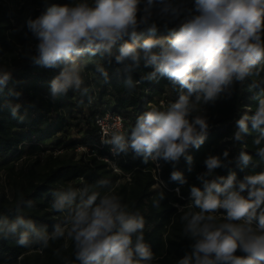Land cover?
I'll use <instances>...</instances> for the list:
<instances>
[{
  "label": "clouds",
  "instance_id": "clouds-1",
  "mask_svg": "<svg viewBox=\"0 0 264 264\" xmlns=\"http://www.w3.org/2000/svg\"><path fill=\"white\" fill-rule=\"evenodd\" d=\"M23 27L25 39L35 41L24 58L39 67L59 69L50 81L53 101L69 90L88 95L83 78L86 58L105 84L110 83L108 68L115 64V73L129 90L158 78L178 86V99L166 109L150 107L136 118L130 133L114 131L106 141L114 155L131 150L145 163L163 160L175 168L184 157L191 165L188 150L203 145L210 127L202 105L230 95L235 83L251 78L250 89H259L258 103L253 114L249 108L235 121L231 139L242 141L251 124L258 133L255 153L264 163V0L46 2ZM161 31L166 34L158 35ZM141 64L152 71L135 80L132 74ZM12 82V71L0 68V91L8 89L0 109L7 108L14 119L23 121L21 93L9 87ZM245 149L236 158L241 170L253 162ZM231 163L228 150L208 155L206 171L197 176L202 188L190 186L189 203L178 206L183 234L191 244L176 264H264V171L242 179L234 171L215 174ZM170 179L187 183L178 170ZM52 195L51 208L62 220L51 232L28 217L26 210L34 205L27 200L11 219L0 215V240L41 249L70 240L74 260L65 257L64 264H152L155 257L145 241L144 216L122 203L109 181L68 185ZM157 195L152 203L159 208L164 193Z\"/></svg>",
  "mask_w": 264,
  "mask_h": 264
},
{
  "label": "trees",
  "instance_id": "trees-1",
  "mask_svg": "<svg viewBox=\"0 0 264 264\" xmlns=\"http://www.w3.org/2000/svg\"><path fill=\"white\" fill-rule=\"evenodd\" d=\"M10 0H0V68L12 71L14 87L21 93L20 115L23 121L14 119L7 108L0 109V215L10 219L21 201H33V207L26 210L29 218L38 226H52L62 220V216L51 208L53 193L68 185L80 187L95 184L105 179L113 190L128 205L130 210H138L145 218V241L150 245L155 259L152 264H176L189 251L191 240L184 236L178 206L189 203L190 186L202 188L198 174L206 171L204 160L208 155H222L229 151L232 161L228 168L216 169L215 174L227 176L236 172L242 179L246 174L264 171L255 153L253 140L258 133L249 124V133L242 141H233L235 121L249 108L253 114L257 106L259 89H250L252 79L235 83L230 95L221 94L215 103L202 105L203 114L208 117L209 130L205 142L199 149L190 148L192 156L189 165L181 157L175 168L172 163L159 160L161 178L165 186L156 187L153 174L155 163L143 161L131 150L120 154L118 164L123 173H129L130 180H120V174L113 172L101 157L109 154L107 146L101 147L96 116L111 110L123 115L125 128L130 133L136 118L150 107L161 110L178 99L179 88L173 87L166 78L143 81L135 89L129 90L123 77L115 73L117 65L108 68L110 83L105 84L95 72L93 63L86 58L83 78L90 91L87 96L69 90L54 101L50 97V81L59 69H47L32 64L24 58L27 49L34 45L31 38L25 39V27L19 28L13 22L16 11ZM28 12L26 19L35 18L47 4L68 3L69 0H24ZM23 10V8H22ZM21 11V10H20ZM19 11V12H20ZM18 13V12H17ZM26 21V20H25ZM25 24V23H24ZM24 26V25H23ZM16 29H19L16 31ZM163 31L158 35H165ZM152 71L141 64L133 72V79L139 80L143 73ZM8 89L0 91V105L7 99ZM78 122H74V120ZM81 125L82 136H72V126ZM86 149L78 152V147ZM242 147L253 156V162L241 170L237 157ZM191 168V170H189ZM173 170L183 173L187 183L180 185L170 179ZM4 177L5 184L1 183ZM179 188V193L176 189ZM164 193L160 207H153V199L158 192ZM246 195V193H244ZM185 210L187 208L185 207ZM74 248L70 240L50 242L46 249L39 246L23 248L14 240H0V264H64V258L74 260Z\"/></svg>",
  "mask_w": 264,
  "mask_h": 264
},
{
  "label": "built area",
  "instance_id": "built-area-1",
  "mask_svg": "<svg viewBox=\"0 0 264 264\" xmlns=\"http://www.w3.org/2000/svg\"><path fill=\"white\" fill-rule=\"evenodd\" d=\"M125 120L122 114L107 110L102 114H99L96 116V124L99 127V133H100V145L101 147L107 146L109 154L104 155L101 157L103 160H105L109 167L113 170V172L120 174L122 177L120 180H130V174L129 173H123L121 170L118 159L119 155H114L111 151V145H109L106 141L110 139L111 134L114 131L123 132L125 128ZM86 148L83 146L78 147V151L85 150ZM155 163V168L153 169V174L156 179V187H164L165 182L161 178V165L160 162L153 161Z\"/></svg>",
  "mask_w": 264,
  "mask_h": 264
},
{
  "label": "rangeland",
  "instance_id": "rangeland-1",
  "mask_svg": "<svg viewBox=\"0 0 264 264\" xmlns=\"http://www.w3.org/2000/svg\"><path fill=\"white\" fill-rule=\"evenodd\" d=\"M9 4H10L11 8L14 10V12L16 11V15H14L13 19H12L14 24H16L19 28H22L24 23H25L26 15L28 12L27 3L24 0H10ZM22 8H23V10H22ZM74 122H78V121L75 119ZM71 130H72V136L73 137L82 136L81 125L80 126L79 125L72 126ZM1 183L5 184L4 177L1 179Z\"/></svg>",
  "mask_w": 264,
  "mask_h": 264
}]
</instances>
